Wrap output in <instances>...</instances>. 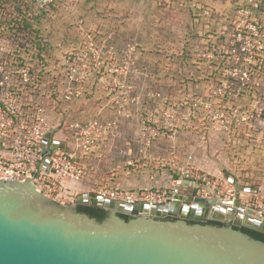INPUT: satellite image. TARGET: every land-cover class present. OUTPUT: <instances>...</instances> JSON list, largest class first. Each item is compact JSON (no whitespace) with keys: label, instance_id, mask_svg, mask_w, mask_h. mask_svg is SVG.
Segmentation results:
<instances>
[{"label":"rangeland","instance_id":"1","mask_svg":"<svg viewBox=\"0 0 264 264\" xmlns=\"http://www.w3.org/2000/svg\"><path fill=\"white\" fill-rule=\"evenodd\" d=\"M186 1L62 0L44 10L30 2L32 20L46 38L48 57L72 51L84 58L80 61L84 68L100 64L92 87L63 103L64 116L116 122L86 156L76 152L84 174L73 187L68 183L61 189L59 203L74 205L86 192L109 198L117 192V201L132 196V205L165 203L174 194L220 200L227 198L226 191L217 195L211 190L214 181L227 178L224 169L242 185L252 182L246 168L260 167L248 163L246 151L235 154L238 142L218 133L211 119L218 77L213 59L200 54L204 29L197 23V9L188 12V19ZM113 67L117 72L109 71ZM123 84L141 98L130 113L122 112L116 101L115 86ZM149 92L159 98L149 99ZM167 110L173 117L166 118ZM59 138L67 144L71 139L66 132ZM71 148L70 144L72 153ZM117 151L124 155L125 168L110 163ZM91 153H98L93 169L87 158ZM188 160L191 168H184ZM223 183L225 187L214 189H227Z\"/></svg>","mask_w":264,"mask_h":264},{"label":"built area","instance_id":"2","mask_svg":"<svg viewBox=\"0 0 264 264\" xmlns=\"http://www.w3.org/2000/svg\"><path fill=\"white\" fill-rule=\"evenodd\" d=\"M29 1L44 10L62 0ZM26 2L30 4L26 0H0V179L30 178L38 190L56 200L61 189L70 186L67 182L84 174L74 157L76 152L86 156L97 140L116 128V122L64 116L63 103L76 100L92 87L100 64H95V69L84 68L85 63H80L84 58L72 51L48 57L40 28L41 43L33 40L24 24V17L32 20L34 16ZM198 8L203 18L200 29H204L200 54L213 59L218 77L211 119L218 133L229 134L238 142L235 154L246 151L248 163L260 167L246 168L252 181L248 185L223 177L229 187L215 190L225 185L222 180L214 181L211 191L217 195L226 191L227 198L219 201L232 216L264 223V3L240 0L231 11ZM108 69L117 72L115 67ZM115 87L122 112L130 113L140 106V95L132 86ZM148 95L149 99L159 98L158 93ZM165 115L173 117L169 110ZM63 132L71 138L68 144L59 138ZM70 144L72 153L68 151ZM186 162L184 168H191L190 160ZM202 178L211 184L208 177ZM115 195L117 192L111 198L116 200ZM133 201L129 196L123 202L132 205Z\"/></svg>","mask_w":264,"mask_h":264},{"label":"water","instance_id":"3","mask_svg":"<svg viewBox=\"0 0 264 264\" xmlns=\"http://www.w3.org/2000/svg\"><path fill=\"white\" fill-rule=\"evenodd\" d=\"M77 202L59 203L30 178L0 179V264H264V241L238 228L264 232V223L223 222V202L213 198L128 205L95 195L101 221Z\"/></svg>","mask_w":264,"mask_h":264},{"label":"flooded vegetation","instance_id":"4","mask_svg":"<svg viewBox=\"0 0 264 264\" xmlns=\"http://www.w3.org/2000/svg\"><path fill=\"white\" fill-rule=\"evenodd\" d=\"M117 154L116 155H114L115 156V158H113L112 160H110V163H111V165L113 166V168H125V160L123 159V154H121L120 152H116ZM98 154V153H97ZM97 154L96 155H92V153L89 155V156H87V158L89 159V161H90V166H89V168H91V169H93L94 168V166H97V165H95L94 163H95V161H96V159L95 158H97ZM112 162H114L116 165H113V163ZM111 165L109 164L108 165V168H110L111 167ZM112 168V167H111ZM222 173L224 174V175H226L227 177H230L231 178V181L232 182H234V183H236V176L235 175H233V174H229L225 169H224V171L222 170ZM85 195V196H84ZM99 195V194H98ZM104 196V195H103ZM174 196V195H173ZM101 197V196H100ZM103 198V197H102ZM106 198H109V197H106ZM77 199H79V201L80 202H77L76 203V205H75V208L77 209L79 206H96V205H94L91 201L93 200V199H95V195H94V193H92L91 192V194H89V192H86V193H80L77 197H76V200ZM174 198L172 197V198H170V201L171 200H173ZM229 205V204H228ZM220 207H222L223 209H224V211H228V216H224L225 217V219H224V221L223 222H232L233 220H235V219H239V218H236V217H234V216H232V214H231V211L229 210V209H227V207L225 206V203H223L222 204V206H220ZM78 210V209H77ZM105 214H106V211H105ZM120 214H126V213H119V215ZM127 216H131L130 214H126ZM231 216V218L229 219V217ZM168 218H173V217H168ZM239 221H241L240 219H239ZM207 222H209V220L207 221ZM219 222V221H218ZM220 223H222V222H220ZM241 227V226H240ZM247 228V227H246ZM258 232H260V231H258ZM261 233H264V232H261Z\"/></svg>","mask_w":264,"mask_h":264},{"label":"trees","instance_id":"5","mask_svg":"<svg viewBox=\"0 0 264 264\" xmlns=\"http://www.w3.org/2000/svg\"><path fill=\"white\" fill-rule=\"evenodd\" d=\"M3 2H7L9 0H2ZM17 0H13L14 3H16ZM27 8L31 9V5L29 3L26 2ZM17 8L19 7V5H16ZM24 17V16H23ZM24 24L25 26H27L26 28H29L30 30V34H32V38L33 40L36 42H40L42 41V39L38 36L39 35V28L38 26L34 25L32 23V20L30 18L24 17L23 18ZM78 211L80 212H84L87 213L88 215H90L91 217L96 218L98 221L103 220V218L105 217V210L97 207V206H79ZM121 217H123L124 219H128L129 216H127L126 214H120ZM209 223L211 224H217L220 225L221 223L218 221H209ZM239 229H241L243 232L249 234L250 236L257 238V239H261L264 241V233L258 232L256 230L250 229V228H246V227H238Z\"/></svg>","mask_w":264,"mask_h":264},{"label":"crops","instance_id":"6","mask_svg":"<svg viewBox=\"0 0 264 264\" xmlns=\"http://www.w3.org/2000/svg\"><path fill=\"white\" fill-rule=\"evenodd\" d=\"M237 1H240V0H187L186 1L187 8H188V11L186 12L187 17H188V19H190V14L188 12L195 13L196 9H197L196 13L198 14L200 12V10L197 7L200 5L201 6H208V7L213 8L214 10H218V11H231ZM262 1L264 3V0H262ZM193 3L195 4V7L192 8L191 4H193ZM196 18L198 19L197 23H199V24L203 20V18H201V16L199 14ZM75 182L74 181L70 182L72 187L74 186ZM222 214L224 216H228L229 213H228V211H223Z\"/></svg>","mask_w":264,"mask_h":264},{"label":"bare ground","instance_id":"7","mask_svg":"<svg viewBox=\"0 0 264 264\" xmlns=\"http://www.w3.org/2000/svg\"><path fill=\"white\" fill-rule=\"evenodd\" d=\"M68 183H69V182H67V184H68ZM100 196L103 197L102 195H100ZM177 196H178L177 194H174V196H173L174 199H173V200H178V201L187 200V202H189V203H190L191 200H192V196H191L190 198H184V199H183V198H181V199H177V198H178ZM103 198H106V197H103ZM173 200H171V202H172ZM175 202H177V201H175ZM177 203H178V202H177ZM181 203H182V202H179L178 204L181 206ZM147 204H148V205H151L152 203H148V202H147ZM145 212H146V213H150V212H151L150 208L147 209V210H145ZM221 213H223V212H221ZM222 215H223V214H222ZM223 217H224V215H223Z\"/></svg>","mask_w":264,"mask_h":264}]
</instances>
